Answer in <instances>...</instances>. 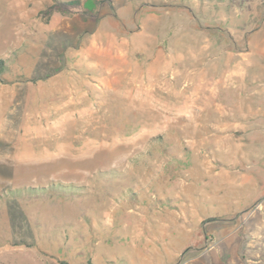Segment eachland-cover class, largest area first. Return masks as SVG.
<instances>
[{"label":"rangeland","instance_id":"374dc122","mask_svg":"<svg viewBox=\"0 0 264 264\" xmlns=\"http://www.w3.org/2000/svg\"><path fill=\"white\" fill-rule=\"evenodd\" d=\"M0 58V264H264V0H0Z\"/></svg>","mask_w":264,"mask_h":264},{"label":"crops","instance_id":"0c3cea01","mask_svg":"<svg viewBox=\"0 0 264 264\" xmlns=\"http://www.w3.org/2000/svg\"><path fill=\"white\" fill-rule=\"evenodd\" d=\"M219 53V54H218ZM215 57L218 59L219 56L222 58L221 61H216V64H219L222 66L221 68V74H220V81L222 83V87H225L226 89H230L232 92V97L231 98H225L222 99L219 104L221 106H230V108L228 107L227 109H224L222 107V113H224L225 115H234L236 113L240 114V110L238 108L233 107L235 104L239 105V91H241V81L246 80L247 85H246V89H250V87L252 89H256V85L255 83L258 81L257 78H260L259 76L257 77V75L252 72V70L250 69L251 67L256 65V62L254 61H250L249 59H246L247 56H245L246 54H241L240 51H234V52H230V51H226L225 55L223 54V50H220L218 52ZM228 53H230L232 55V60L230 61H225V58L228 57ZM246 53V52H245ZM225 56V58L223 59V57ZM230 56V55H229ZM235 57V58H234ZM221 63V64H220ZM230 66V70L225 71L226 69L224 68V66ZM189 71H191V65L189 62ZM260 68L262 70H264V66L260 65ZM188 71V72H189ZM180 70H174V73H179ZM264 73V71H262ZM263 75V74H262ZM262 75H260L262 77ZM186 85V84H185ZM244 87V85H243ZM243 89V88H242ZM250 94V92H249ZM249 94H247L246 98L249 97ZM223 98V97H222ZM235 98V99H234ZM244 112L250 113L251 111L249 109H246ZM225 117V119L227 120L228 118H231L232 120H235L236 118L234 117ZM247 119L250 120V118L248 117ZM239 120V118H238Z\"/></svg>","mask_w":264,"mask_h":264},{"label":"trees","instance_id":"16d2710c","mask_svg":"<svg viewBox=\"0 0 264 264\" xmlns=\"http://www.w3.org/2000/svg\"><path fill=\"white\" fill-rule=\"evenodd\" d=\"M60 0H53V4L54 3H57L59 2ZM5 59L4 58H0V74L2 73V71L4 70L5 68ZM30 189H37V187H30ZM55 192H59V193H62V192H66V191H73V190H66L65 188L62 190V188H59V189H56L54 190ZM74 193H82V191L80 190H77L76 192Z\"/></svg>","mask_w":264,"mask_h":264}]
</instances>
